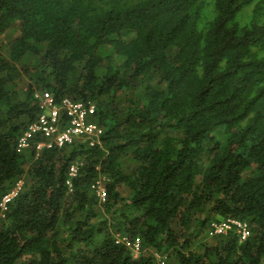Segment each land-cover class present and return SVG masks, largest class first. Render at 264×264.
I'll return each instance as SVG.
<instances>
[{"label": "trees", "instance_id": "trees-1", "mask_svg": "<svg viewBox=\"0 0 264 264\" xmlns=\"http://www.w3.org/2000/svg\"><path fill=\"white\" fill-rule=\"evenodd\" d=\"M37 90L94 103L101 147L19 150ZM228 217L245 242L207 237ZM155 254L264 264V0H0V264Z\"/></svg>", "mask_w": 264, "mask_h": 264}, {"label": "built area", "instance_id": "built-area-1", "mask_svg": "<svg viewBox=\"0 0 264 264\" xmlns=\"http://www.w3.org/2000/svg\"><path fill=\"white\" fill-rule=\"evenodd\" d=\"M34 98L39 103V114L36 120L31 122L19 137V149L30 147L32 140L36 144L34 147L37 152L54 147L61 148L79 140L87 142L90 148L101 147L103 130L96 123L89 121L96 111L94 103H84L67 97L56 100L47 92L35 93ZM70 174L74 176L76 169L72 168ZM21 188L22 182L17 181L12 190L3 197L2 210H5L6 205L18 196ZM92 189L96 191L98 199L103 202L106 193L102 182L95 183ZM210 228L211 233L215 236H226L234 231L239 242L246 241L251 234L250 226L246 222L233 219L213 222ZM115 244L123 245L134 255H137L141 250V244L138 240H131L120 234L115 236ZM161 256L155 254L156 264H167L166 257Z\"/></svg>", "mask_w": 264, "mask_h": 264}, {"label": "clouds", "instance_id": "clouds-1", "mask_svg": "<svg viewBox=\"0 0 264 264\" xmlns=\"http://www.w3.org/2000/svg\"><path fill=\"white\" fill-rule=\"evenodd\" d=\"M35 93H43L42 91H36ZM47 93H49V92H47ZM51 94V93H50ZM52 95V94H51ZM35 96V95H34ZM53 96V95H52ZM54 97V96H53ZM55 98V97H54ZM36 100V99H35ZM38 103V102H37ZM38 107H39V103H38ZM38 116V115H37ZM37 116H36V118H37ZM36 118L34 119V120H36ZM33 120V121H34ZM32 121V122H33ZM89 121H90V119H89ZM31 123V122H30ZM29 123V124H30ZM28 124V125H29ZM28 125H27V127H28ZM26 127V128H27ZM25 128V129H26ZM24 132V131H23ZM22 132V133H23ZM22 135V134H21ZM17 144H18V142H17ZM36 144H35V142L32 140L31 141V144H30V147H33L34 149H35V146ZM17 147H18V145H17ZM30 147H28V148H26V149H19V150H27V149H29ZM55 148V147H54ZM94 148H96V147H94ZM53 149V148H52ZM43 151V150H42ZM42 151H40V152H37L36 150H35V153H36V157H38L40 154H41V152ZM81 167V166H80ZM80 167L79 166H77V165H75L74 167H71V169L72 168H75L76 169V174L74 175V176H71V174H70V172H71V169H70V171H69V177H71V178H75V177H77V175H78V173H79V169H80ZM19 181H21V180H19ZM99 181H101L102 182V186L104 187V185H103V183H104V181L105 180H99ZM22 182V185H23V181H21ZM98 181H96L95 183H97ZM95 183H93L92 185H91V190H93L94 192H95V194H97L96 193V191L94 190V189H92V186L95 184ZM15 185V184H14ZM66 186L71 190V188H72V183H71V179L70 178H68V180L66 181ZM22 189V188H21ZM97 196V195H96ZM102 202V201H101ZM227 219H233V220H237V221H241V222H246V221H242V220H239V219H237V218H230V217H228V218H224V219H221V220H218V221H213V220H211L210 222H208V224H207V226H208V229H207V236H209L210 237V239H211V237H215V235H213L212 233H211V228H210V225H211V223H213V222H215V223H217V222H222V221H224V220H227ZM247 223V222H246ZM248 224V223H247ZM249 225V224H248ZM227 236V235H226ZM221 237V236H220ZM238 238V237H237ZM132 240V239H131ZM139 241V240H138ZM140 242V241H139ZM238 242H239V240H238ZM245 242V241H244ZM240 243H242V242H240ZM141 244V243H140ZM166 257V256H165ZM167 259V258H166Z\"/></svg>", "mask_w": 264, "mask_h": 264}, {"label": "rangeland", "instance_id": "rangeland-1", "mask_svg": "<svg viewBox=\"0 0 264 264\" xmlns=\"http://www.w3.org/2000/svg\"><path fill=\"white\" fill-rule=\"evenodd\" d=\"M207 237L210 238L209 236H207ZM207 237H206V238H207ZM206 238H205V239H206Z\"/></svg>", "mask_w": 264, "mask_h": 264}]
</instances>
